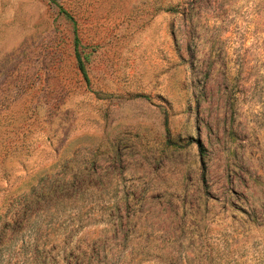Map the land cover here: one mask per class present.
Returning <instances> with one entry per match:
<instances>
[{
    "label": "rangeland",
    "instance_id": "rangeland-1",
    "mask_svg": "<svg viewBox=\"0 0 264 264\" xmlns=\"http://www.w3.org/2000/svg\"><path fill=\"white\" fill-rule=\"evenodd\" d=\"M0 264H264V0H0Z\"/></svg>",
    "mask_w": 264,
    "mask_h": 264
},
{
    "label": "trees",
    "instance_id": "trees-1",
    "mask_svg": "<svg viewBox=\"0 0 264 264\" xmlns=\"http://www.w3.org/2000/svg\"><path fill=\"white\" fill-rule=\"evenodd\" d=\"M76 45H77V40H76ZM76 60H77V64H78L79 70L84 75V77H86V73H85V70H84L83 63L81 61V58L77 54H76Z\"/></svg>",
    "mask_w": 264,
    "mask_h": 264
}]
</instances>
